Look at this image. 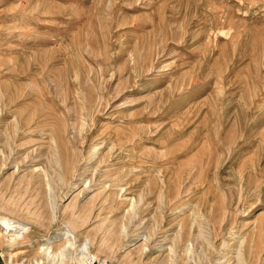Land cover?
<instances>
[{
  "label": "rangeland",
  "instance_id": "1",
  "mask_svg": "<svg viewBox=\"0 0 264 264\" xmlns=\"http://www.w3.org/2000/svg\"><path fill=\"white\" fill-rule=\"evenodd\" d=\"M0 222V264H264V0H0Z\"/></svg>",
  "mask_w": 264,
  "mask_h": 264
},
{
  "label": "bare ground",
  "instance_id": "2",
  "mask_svg": "<svg viewBox=\"0 0 264 264\" xmlns=\"http://www.w3.org/2000/svg\"><path fill=\"white\" fill-rule=\"evenodd\" d=\"M0 225L1 226H4L5 225V222H0ZM6 226V225H5ZM7 226H9V225H7ZM15 228V232L17 231V230H24V228H20V226H18V227H13V228H10L12 231H13V229ZM20 228V229H19ZM20 232V231H19ZM17 238H19V236L17 237ZM42 250H48V248H42ZM49 252H48V254H49V256H51L52 255V252L50 251V250H48ZM47 254V253H46ZM45 254V255H46ZM55 257V259L57 258V255H55L54 256ZM36 264H44V260H38L37 262H36Z\"/></svg>",
  "mask_w": 264,
  "mask_h": 264
}]
</instances>
